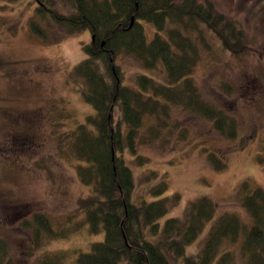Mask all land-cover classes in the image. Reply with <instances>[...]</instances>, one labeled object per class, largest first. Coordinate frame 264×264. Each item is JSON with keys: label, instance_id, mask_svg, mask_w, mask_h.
<instances>
[{"label": "rangeland", "instance_id": "obj_1", "mask_svg": "<svg viewBox=\"0 0 264 264\" xmlns=\"http://www.w3.org/2000/svg\"><path fill=\"white\" fill-rule=\"evenodd\" d=\"M212 1L242 22L249 49L237 56L222 50L216 41L210 49L201 46L191 77L201 98L237 122L236 137L220 132L213 120L186 106L169 103L167 112H162L164 126L146 115L139 129L137 153L149 157L148 164L140 166L132 152L126 156L135 178V204H141L142 197L153 198L149 187L155 180L146 182L145 169L167 176L166 195H181L162 223L184 217L189 203L202 196L217 205L214 218L187 245V256L201 250L223 214H236L245 229L250 228L253 219L243 204V181L264 189V33L257 24L263 2ZM36 7L33 0H0V235L8 241L15 264H36L49 252H89L92 243L105 238L103 228L92 233L83 222L79 205L90 187L77 175L79 161L65 139L66 133L95 113L83 95L85 81L73 71L87 56L85 45L92 34L85 29L59 39L56 31L54 40L44 41L30 28ZM145 24L148 36H153V26ZM122 65L124 84L131 87L136 86L139 73L158 81L166 78L161 67L149 71L133 57H124ZM151 124L157 125L158 136L150 133ZM211 153L226 163L224 169L215 168ZM35 213L47 215L55 232L83 225L79 230L74 227L67 237L49 239L44 231L38 249ZM244 235L242 231L236 241L222 240L221 250L235 252V264H249L241 252ZM184 260L172 258L174 264H185Z\"/></svg>", "mask_w": 264, "mask_h": 264}, {"label": "trees", "instance_id": "obj_2", "mask_svg": "<svg viewBox=\"0 0 264 264\" xmlns=\"http://www.w3.org/2000/svg\"><path fill=\"white\" fill-rule=\"evenodd\" d=\"M33 1L37 7L29 20L30 28L42 40H54L56 31L59 39L85 29L92 34L85 45L87 56L73 71L85 81L83 95L95 113L66 133L65 139L73 145L79 161L77 175L90 187L88 196L80 200L83 222L92 233L105 230L104 240L92 243L89 252H49L36 264H174L172 258L180 257H185V264H235V252L221 250L222 240L236 241L242 231V255L249 264H264L262 187L252 186L249 180L242 184L243 204L253 219L250 228L245 229L236 214H223L209 230L201 250L187 256V245L195 242L206 222L214 218L217 205L202 196L189 203L184 217H170L162 223L181 195H166L167 176L145 169L146 182L155 180L149 187L153 198L142 197L141 204H135V178L126 158L132 152L140 166L148 164L149 157L137 153L139 129L146 115L164 126L162 112H167L169 103L186 106L213 120L220 132L236 137L237 122L201 98L191 76L201 46L210 49L216 41L233 55L248 52L250 41L242 22L221 11L212 0ZM260 1L263 5L257 24L264 33V0ZM145 22L154 28L151 37ZM124 57H133L152 72L161 67L166 78L158 81L139 73L136 86L125 85ZM156 127L151 124L149 130L158 136ZM210 157L218 170L226 167L218 155L211 153ZM33 219L38 249L44 231L49 239L67 237L74 227L79 230L83 225L78 223L63 233L53 231L43 213H35ZM0 264H15L8 241L1 235Z\"/></svg>", "mask_w": 264, "mask_h": 264}]
</instances>
